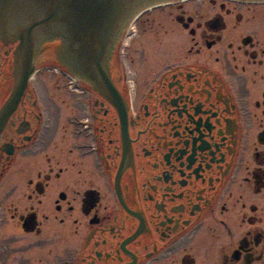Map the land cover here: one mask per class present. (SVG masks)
Wrapping results in <instances>:
<instances>
[{
    "label": "flooded vegetation",
    "instance_id": "flooded-vegetation-1",
    "mask_svg": "<svg viewBox=\"0 0 264 264\" xmlns=\"http://www.w3.org/2000/svg\"><path fill=\"white\" fill-rule=\"evenodd\" d=\"M65 46L0 121V264H264V0L148 7L92 69Z\"/></svg>",
    "mask_w": 264,
    "mask_h": 264
},
{
    "label": "water",
    "instance_id": "water-1",
    "mask_svg": "<svg viewBox=\"0 0 264 264\" xmlns=\"http://www.w3.org/2000/svg\"><path fill=\"white\" fill-rule=\"evenodd\" d=\"M164 1L167 0H0V31L19 23L15 30L21 40L15 90L0 121H5L7 116L3 115L16 106L35 70L33 59L40 40L61 37L66 44L62 51L66 62L92 69L110 54L120 32L138 10Z\"/></svg>",
    "mask_w": 264,
    "mask_h": 264
},
{
    "label": "rangeland",
    "instance_id": "rangeland-1",
    "mask_svg": "<svg viewBox=\"0 0 264 264\" xmlns=\"http://www.w3.org/2000/svg\"><path fill=\"white\" fill-rule=\"evenodd\" d=\"M160 15H161V14H160ZM139 26H140V25H139ZM50 80H51V79H50ZM53 82H54V80H53V81H51V82H50V84H52ZM48 83H49V82H48ZM48 83H47V84H48Z\"/></svg>",
    "mask_w": 264,
    "mask_h": 264
}]
</instances>
